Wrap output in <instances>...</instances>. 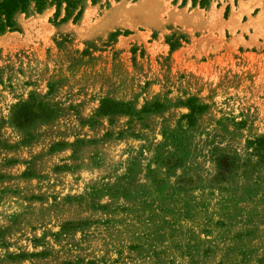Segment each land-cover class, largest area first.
<instances>
[{
    "label": "rangeland",
    "instance_id": "374dc122",
    "mask_svg": "<svg viewBox=\"0 0 264 264\" xmlns=\"http://www.w3.org/2000/svg\"><path fill=\"white\" fill-rule=\"evenodd\" d=\"M136 2L0 32V264H264V0Z\"/></svg>",
    "mask_w": 264,
    "mask_h": 264
},
{
    "label": "trees",
    "instance_id": "16d2710c",
    "mask_svg": "<svg viewBox=\"0 0 264 264\" xmlns=\"http://www.w3.org/2000/svg\"><path fill=\"white\" fill-rule=\"evenodd\" d=\"M32 0H0V32H2L5 28H14L16 26L14 16L17 12H25L27 13L30 8V3ZM66 1V11L67 16L69 17V10L77 8V5L81 2V0H65ZM36 10L40 12L45 4L46 0H35ZM202 4V3H201ZM82 9L80 8L77 14L74 16V19H77L81 14ZM29 103L24 102L19 106L22 107V110L17 113L18 119L23 120L27 119V105ZM106 102H103L99 108L100 112L103 114H109L117 112L116 109H108L105 107ZM193 109L189 114L184 115L183 118L189 119L190 121L194 118ZM32 117L36 116L37 114L31 112ZM256 147V149L260 152V156L264 158V137H257L250 141Z\"/></svg>",
    "mask_w": 264,
    "mask_h": 264
},
{
    "label": "bare ground",
    "instance_id": "6f19581e",
    "mask_svg": "<svg viewBox=\"0 0 264 264\" xmlns=\"http://www.w3.org/2000/svg\"><path fill=\"white\" fill-rule=\"evenodd\" d=\"M151 3L152 0H138V2H136L131 7L126 6V3L122 5L120 4L119 6L117 5V7L113 10V14L116 15L119 13H128L130 15H138V16L146 15L149 14L152 9Z\"/></svg>",
    "mask_w": 264,
    "mask_h": 264
}]
</instances>
